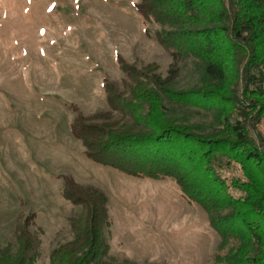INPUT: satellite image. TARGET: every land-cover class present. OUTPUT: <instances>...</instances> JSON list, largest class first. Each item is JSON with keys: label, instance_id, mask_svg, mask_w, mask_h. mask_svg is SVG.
I'll list each match as a JSON object with an SVG mask.
<instances>
[{"label": "trees", "instance_id": "1", "mask_svg": "<svg viewBox=\"0 0 264 264\" xmlns=\"http://www.w3.org/2000/svg\"><path fill=\"white\" fill-rule=\"evenodd\" d=\"M148 37L174 60L203 70L200 88L174 90L152 63L141 68L118 55L120 84L103 79L107 110L83 115L70 130L91 161L134 178L172 180L186 204L201 209L219 242L213 264H264V0H139ZM190 110L215 112V126L189 122ZM256 132L251 135L250 132ZM62 197L78 209L71 238L49 264H133L109 255L112 222L105 193L62 177ZM35 216L19 215L0 264H37Z\"/></svg>", "mask_w": 264, "mask_h": 264}, {"label": "rangeland", "instance_id": "2", "mask_svg": "<svg viewBox=\"0 0 264 264\" xmlns=\"http://www.w3.org/2000/svg\"><path fill=\"white\" fill-rule=\"evenodd\" d=\"M139 0H0V248L13 242L18 216L33 214L41 256L71 238L78 209L62 197V177L107 196L109 255L133 264H213L219 242L207 215L185 203L172 180L124 175L91 161L70 130L75 105L107 110L103 79L120 84L116 57L141 68L176 70L174 90L200 88V63L174 60L136 9ZM189 122L215 126L212 110ZM264 137V123L256 127ZM250 134L256 135L251 131Z\"/></svg>", "mask_w": 264, "mask_h": 264}]
</instances>
